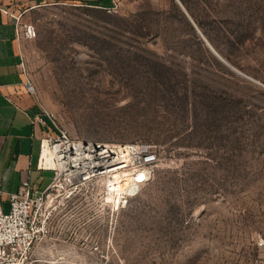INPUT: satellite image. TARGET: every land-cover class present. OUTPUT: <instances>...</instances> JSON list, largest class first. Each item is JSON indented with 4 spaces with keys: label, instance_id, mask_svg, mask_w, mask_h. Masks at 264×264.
Returning a JSON list of instances; mask_svg holds the SVG:
<instances>
[{
    "label": "rangeland",
    "instance_id": "1",
    "mask_svg": "<svg viewBox=\"0 0 264 264\" xmlns=\"http://www.w3.org/2000/svg\"><path fill=\"white\" fill-rule=\"evenodd\" d=\"M17 13L51 133L151 144L121 209L58 185L29 264H251L264 250V0H114ZM213 51H212V50ZM68 193H71L70 195Z\"/></svg>",
    "mask_w": 264,
    "mask_h": 264
},
{
    "label": "built area",
    "instance_id": "2",
    "mask_svg": "<svg viewBox=\"0 0 264 264\" xmlns=\"http://www.w3.org/2000/svg\"><path fill=\"white\" fill-rule=\"evenodd\" d=\"M16 35L32 39L35 30L30 25L17 26ZM23 71L26 75L25 68ZM24 87L34 94L26 77ZM35 119L43 121L39 116ZM159 161L158 148L151 144L114 145L72 139L62 130L47 133L42 139L38 167L53 172L52 182L41 191L23 182L18 193L10 194L8 210L0 209V264H29L35 245L46 231L49 215L43 210L48 200L52 201L58 183L70 192L79 185H99L102 202L111 210L121 209L153 179ZM258 248L264 250V238ZM251 264H264V256Z\"/></svg>",
    "mask_w": 264,
    "mask_h": 264
},
{
    "label": "crops",
    "instance_id": "3",
    "mask_svg": "<svg viewBox=\"0 0 264 264\" xmlns=\"http://www.w3.org/2000/svg\"><path fill=\"white\" fill-rule=\"evenodd\" d=\"M114 0H0V209L9 208L10 194L23 182L44 190L53 172L38 162L49 121L38 122L32 95L24 87L23 39L16 35L17 13L41 4L73 3L107 9Z\"/></svg>",
    "mask_w": 264,
    "mask_h": 264
},
{
    "label": "bare ground",
    "instance_id": "4",
    "mask_svg": "<svg viewBox=\"0 0 264 264\" xmlns=\"http://www.w3.org/2000/svg\"><path fill=\"white\" fill-rule=\"evenodd\" d=\"M46 157H47V155H46V150L43 149V151H42V158L45 159Z\"/></svg>",
    "mask_w": 264,
    "mask_h": 264
},
{
    "label": "snow or ice",
    "instance_id": "5",
    "mask_svg": "<svg viewBox=\"0 0 264 264\" xmlns=\"http://www.w3.org/2000/svg\"><path fill=\"white\" fill-rule=\"evenodd\" d=\"M139 179L142 181L143 180V176H140Z\"/></svg>",
    "mask_w": 264,
    "mask_h": 264
},
{
    "label": "water",
    "instance_id": "6",
    "mask_svg": "<svg viewBox=\"0 0 264 264\" xmlns=\"http://www.w3.org/2000/svg\"><path fill=\"white\" fill-rule=\"evenodd\" d=\"M212 50V49H211ZM213 51V50H212Z\"/></svg>",
    "mask_w": 264,
    "mask_h": 264
}]
</instances>
